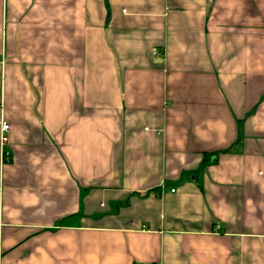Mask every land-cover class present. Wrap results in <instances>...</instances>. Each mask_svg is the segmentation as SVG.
Listing matches in <instances>:
<instances>
[{
    "label": "crops",
    "instance_id": "obj_1",
    "mask_svg": "<svg viewBox=\"0 0 264 264\" xmlns=\"http://www.w3.org/2000/svg\"><path fill=\"white\" fill-rule=\"evenodd\" d=\"M0 264H264V0H0Z\"/></svg>",
    "mask_w": 264,
    "mask_h": 264
},
{
    "label": "built area",
    "instance_id": "obj_2",
    "mask_svg": "<svg viewBox=\"0 0 264 264\" xmlns=\"http://www.w3.org/2000/svg\"><path fill=\"white\" fill-rule=\"evenodd\" d=\"M156 54H157V53H156ZM2 131H3L4 133H6V132L9 131V125H8L7 123H3ZM3 141H6V138H4Z\"/></svg>",
    "mask_w": 264,
    "mask_h": 264
}]
</instances>
